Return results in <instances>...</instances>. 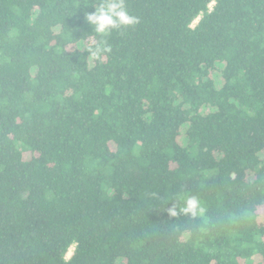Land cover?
<instances>
[{
	"label": "trees",
	"instance_id": "16d2710c",
	"mask_svg": "<svg viewBox=\"0 0 264 264\" xmlns=\"http://www.w3.org/2000/svg\"><path fill=\"white\" fill-rule=\"evenodd\" d=\"M96 3L0 0V264H264V0Z\"/></svg>",
	"mask_w": 264,
	"mask_h": 264
},
{
	"label": "clouds",
	"instance_id": "9594fccd",
	"mask_svg": "<svg viewBox=\"0 0 264 264\" xmlns=\"http://www.w3.org/2000/svg\"><path fill=\"white\" fill-rule=\"evenodd\" d=\"M93 7L95 11L86 13L85 20L93 27L94 32L101 36H106L113 30L128 28L139 23V18L129 13L126 0H97ZM205 213V207L195 195L184 198L183 206L177 207L175 203L167 209V215L171 218H177L181 215L202 218Z\"/></svg>",
	"mask_w": 264,
	"mask_h": 264
},
{
	"label": "rangeland",
	"instance_id": "374dc122",
	"mask_svg": "<svg viewBox=\"0 0 264 264\" xmlns=\"http://www.w3.org/2000/svg\"><path fill=\"white\" fill-rule=\"evenodd\" d=\"M72 253H73V247L69 249L68 253L66 254V258L69 259L72 256Z\"/></svg>",
	"mask_w": 264,
	"mask_h": 264
}]
</instances>
